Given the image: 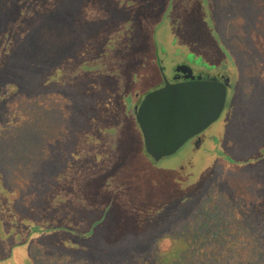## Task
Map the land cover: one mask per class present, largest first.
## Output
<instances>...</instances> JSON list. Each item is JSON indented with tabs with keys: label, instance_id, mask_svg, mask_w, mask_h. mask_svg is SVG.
Segmentation results:
<instances>
[{
	"label": "rangeland",
	"instance_id": "obj_1",
	"mask_svg": "<svg viewBox=\"0 0 264 264\" xmlns=\"http://www.w3.org/2000/svg\"><path fill=\"white\" fill-rule=\"evenodd\" d=\"M159 37L185 58L162 60ZM183 76L225 84V114L200 133L213 135L220 122L221 131L193 152L186 144L152 161L127 102ZM2 152L0 264H159L80 256L90 250L79 234L99 205V177L129 218L187 196L164 225L185 213L186 223L151 247L176 250L187 230L185 245L206 257L169 264H264L256 241L264 234V0H0ZM195 201L198 225L187 223Z\"/></svg>",
	"mask_w": 264,
	"mask_h": 264
},
{
	"label": "trees",
	"instance_id": "obj_2",
	"mask_svg": "<svg viewBox=\"0 0 264 264\" xmlns=\"http://www.w3.org/2000/svg\"><path fill=\"white\" fill-rule=\"evenodd\" d=\"M11 104L12 103L9 102L8 107L3 106L4 109L8 111V113H10L11 110L14 111L15 106H12ZM23 104L24 103H22L21 105L22 108L25 107L26 109L27 106ZM8 156V153H0V163H6L8 161ZM1 168H3L2 173L7 170L3 166H0V183L3 181L1 177ZM101 178L102 177H99L97 179L98 201L96 202H98L99 205L96 207L97 209L92 210L89 213L90 218L87 223V226L79 234L85 242L90 243L84 244L86 246L90 245V250L86 251L88 255L86 254L80 256L90 257V255L94 254V257L98 258L97 253L101 252L105 255H111V253H113V256L115 258H127L136 260L137 257L140 255L144 258V260L148 259V262L149 260H158L159 264H164L161 263V260H163L164 262L167 261L168 263L165 264H169L170 260L172 259H189L192 257V252H194L197 257V253H200V258L206 257L205 253H203L202 250H197L196 248L195 250L191 251V248H189L188 245H185L186 240L184 238V235H187V230L180 231L179 234H177V237H179L181 243H178L179 246L176 250H171V246L169 245L166 249L162 251L163 253L160 254V252L156 250L155 247H151V244L153 242H157L163 237L172 239L173 232H175V230H178L179 226H181L183 223H186V220H184L185 218H187V216L184 217V215L186 214L185 213L182 218L174 219L171 224L166 223L164 225L168 217H171L177 212L183 210L180 209L182 204H184V208L187 206L184 202L187 196H183V198L177 203L172 202L166 204H154L149 209L145 208L146 215L143 216L142 213H137L136 219L134 217V214L130 212L132 218L134 217L133 220L132 218H129L130 215L127 213L130 210H127L123 206L121 200L116 197V193H110L109 191L103 189L104 186L99 182L101 181ZM8 191L9 187L4 188L2 190L3 195H6V192ZM197 202L195 201V204ZM195 204L189 216L195 210V207L197 208L199 202L196 205ZM116 208L119 213L121 212L124 215L125 213H127V218L122 221H119L115 212ZM194 215L196 216L195 220L189 221L187 223L198 225L200 223V220L198 222V219H200L201 216V212H199V209L196 212L194 211ZM155 217L156 220H154ZM158 219H160V223H158V226H154L155 221H157ZM260 223L264 225V220H261ZM55 226L57 228L56 230H61L62 227L65 232H73V230L69 228V225L64 226L61 223L57 222ZM23 229L27 232L30 231L29 226H26ZM192 229L193 228L190 227V231ZM261 229L263 231L264 226H262ZM256 235V241L260 242L261 244H264V234L261 235L258 233ZM81 251L83 252L85 250L82 249Z\"/></svg>",
	"mask_w": 264,
	"mask_h": 264
},
{
	"label": "water",
	"instance_id": "obj_3",
	"mask_svg": "<svg viewBox=\"0 0 264 264\" xmlns=\"http://www.w3.org/2000/svg\"><path fill=\"white\" fill-rule=\"evenodd\" d=\"M135 106L134 121L144 153L152 161H158L173 154L188 139L207 128L222 111L224 115L228 94L225 84L216 79H185L171 83L163 79ZM221 124L213 135L203 134L202 143L207 138L211 142L217 139ZM201 168H194V176Z\"/></svg>",
	"mask_w": 264,
	"mask_h": 264
},
{
	"label": "flooded vegetation",
	"instance_id": "obj_4",
	"mask_svg": "<svg viewBox=\"0 0 264 264\" xmlns=\"http://www.w3.org/2000/svg\"><path fill=\"white\" fill-rule=\"evenodd\" d=\"M157 43L159 45V49L161 48V50L164 51V53H165L164 56L161 55V56H163L162 60L165 61L167 59V57H169L171 60H175V59H178V58H182V59L185 58V53H187V51H181V49H179V47H178V45H177V43L175 41H172V40L169 41L168 39L167 40H165V39L162 40L161 37H159ZM161 50H160V52H162ZM193 60L194 61L192 62V64L194 66H196L198 69H201V70H198V71H203V68L205 67L204 66L205 65L204 61L202 59L196 58L195 56H194ZM198 71L196 70V72H198ZM176 75H178L176 70L171 71V75H170L171 79H172V77H174ZM185 79H188V78L183 76L182 78H178L175 81L177 82V81H181V80H185ZM162 80H161V82H162ZM167 81L170 82V83L171 82H175V81H171L169 79ZM137 98L140 99L141 95L138 96ZM137 98H135L134 100H136ZM127 104H128V106H130V108H131V105H133L132 108H131L132 109V114H133L132 115V119H133V122L135 124V121H134V110H135V107H136L135 105L136 104L135 103L131 104L129 101L127 102ZM203 139H204V135L202 133H198L197 135H195L192 138L188 139L183 144V146H185L187 144V146H189L188 152L189 151L193 152L194 150H196L199 147V144L203 141ZM208 140L210 141V139L207 138L206 141H208ZM210 143H212V142H210ZM219 147H220V135H219V139L217 141V145L215 147V152H216V150ZM187 161H188V165L192 166V164L190 162V159H188ZM184 173H185V171L182 172V173H178L177 172V174L181 175V176L184 175ZM181 192H182V190H179V194Z\"/></svg>",
	"mask_w": 264,
	"mask_h": 264
}]
</instances>
